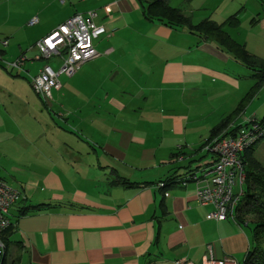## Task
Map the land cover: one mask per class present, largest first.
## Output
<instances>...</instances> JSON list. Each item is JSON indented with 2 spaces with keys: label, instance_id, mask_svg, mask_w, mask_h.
I'll return each mask as SVG.
<instances>
[{
  "label": "crops",
  "instance_id": "1",
  "mask_svg": "<svg viewBox=\"0 0 264 264\" xmlns=\"http://www.w3.org/2000/svg\"><path fill=\"white\" fill-rule=\"evenodd\" d=\"M253 1L168 3L194 23L209 19L220 24L230 15L248 12L249 24L262 30L253 45L263 54L250 50V42L239 39L238 31L229 34L264 58V0ZM32 3L37 6L29 23L36 18L33 26H40V32L21 56L36 50L37 41L75 14L95 12L96 24L107 33L93 43L96 58L74 76L59 77L61 87L52 92L51 103L25 91V100L35 103L23 106L34 114L40 133L19 141L25 154L13 168L18 175L10 176L5 169L0 173L24 197L9 211L12 227L4 264H203L208 257L242 262L252 245L249 220L238 223L235 211L224 221L207 220L213 208L198 202L196 185H176L167 197L157 185L213 163V155L201 147L210 130L237 106L242 96L238 77L254 85L253 71L241 76L245 66L185 28L147 21L137 0ZM3 41L7 45L2 44L0 59L10 45L8 38ZM27 60L21 69L1 62L0 67L11 76L16 71L17 78L23 72L31 76L33 63L26 65ZM31 61L42 63L34 74L45 64L54 70L61 64L57 58ZM11 76L1 77L6 81ZM14 83L17 91L23 88ZM263 107L264 100L250 113L243 111L231 127L262 119ZM117 177L149 185H111ZM40 204L50 207L20 214Z\"/></svg>",
  "mask_w": 264,
  "mask_h": 264
},
{
  "label": "built area",
  "instance_id": "2",
  "mask_svg": "<svg viewBox=\"0 0 264 264\" xmlns=\"http://www.w3.org/2000/svg\"><path fill=\"white\" fill-rule=\"evenodd\" d=\"M108 12L109 9L105 8ZM97 14L88 12L75 14L59 25L45 38L35 43L39 54L38 59L49 60L57 58L61 64L58 70L45 64L38 73L30 79V85L34 93L47 105L52 100V92L59 90L60 76L72 77L80 69L82 64L98 56L93 43L107 33L104 26L96 24ZM37 23L33 18L30 25ZM4 46L7 41H3ZM25 57L20 56L15 62L6 63L7 68L21 69ZM230 136H218L211 140L204 149L214 156V162L206 167L198 168L187 173L181 181L182 186L188 183L196 185V197L201 205H210L213 211L207 216V220L224 221L239 204L243 195L242 184L244 181L242 154L264 138V124L252 120ZM164 186L158 183V189ZM238 187L234 193V187ZM167 197L168 193L165 192ZM23 195L18 190L10 187L0 179V234L12 227L9 217L11 207ZM3 244L0 239V258ZM175 264H192L185 261H177ZM203 264H238L232 257H224L214 260L212 257L205 259Z\"/></svg>",
  "mask_w": 264,
  "mask_h": 264
},
{
  "label": "trees",
  "instance_id": "3",
  "mask_svg": "<svg viewBox=\"0 0 264 264\" xmlns=\"http://www.w3.org/2000/svg\"><path fill=\"white\" fill-rule=\"evenodd\" d=\"M137 1L141 6L143 17L147 21L158 22L170 28H185L200 40L215 43L219 48L231 55L234 60L253 71L251 78L255 83L249 93L230 115L223 118L210 130L209 136L201 149L218 136L226 137L233 135L239 127L233 128L231 124L234 122L235 118L243 112V108L248 100H250V98L264 85V60L247 52L245 47L237 43L225 30L226 27H239V20L236 15L228 17V19L221 24L209 19L194 23L191 17L185 15L181 9L170 6L168 0ZM184 1L186 3L191 2V0ZM257 121L264 124V115L262 119ZM255 146L256 144L246 150L241 156L244 173V181L242 184L243 198L240 199L234 211L236 213L235 219L238 223L244 224L246 221H250L251 225L247 223V226H249L252 245L247 251L243 261L238 264H264V166H262L254 156ZM189 172L190 171H187L185 175ZM184 176L173 175L160 182L163 183L164 186L160 188L159 191L165 193L168 189L180 185ZM111 185L122 186L126 189H138L149 184L131 183L117 177L111 182ZM49 207L50 205L48 204L30 206L22 209L20 214L24 216L39 211H45ZM10 229L11 228L0 234L1 243L3 244L0 264H4L5 261L8 248V239L6 235L9 233Z\"/></svg>",
  "mask_w": 264,
  "mask_h": 264
},
{
  "label": "rangeland",
  "instance_id": "4",
  "mask_svg": "<svg viewBox=\"0 0 264 264\" xmlns=\"http://www.w3.org/2000/svg\"><path fill=\"white\" fill-rule=\"evenodd\" d=\"M253 4L254 1L250 0V5ZM36 6V4L32 3V0H0V51L4 50V46H2L1 42L5 38H8L10 40V45L8 48H6V55L0 59V62L3 67H5L4 64H6L9 59L12 58V62H15L21 56V52H26V50L30 48V44L32 40L36 37V34L40 32V26H33L29 24V19L35 14ZM234 15H236V17L240 20V26L239 28L226 27V32L231 34L233 32L237 33L238 31L240 36L239 39H247V41L251 44V46L249 45V49L253 50V48H255V45H253L254 38L257 37V34L259 35V32L262 33V30H260V28L258 27L253 28L249 24V22H251L250 20L252 16H250L248 12H244L241 15ZM234 15H230L228 17ZM228 17L226 19H228ZM25 39H27L29 42H24ZM246 50L247 52L250 51H248V49ZM255 50L263 54L262 51H259V49L255 48ZM25 54L26 55H24V57L28 59L26 65H29V63H33L32 66H30L32 74L31 76H29L26 72H23V75H20L21 77L17 78V75H15L16 71H14L11 76L7 70H4L0 67V71H2V74L0 72V77L2 75H8L12 77L11 80L8 79L6 81L3 80L2 77L0 78V173L2 169H5L8 171V174H10V176H14L13 174L18 175V173H13L15 172L13 168H16L18 164L24 159L23 157H18L19 155L25 154V152L20 146L19 141L24 139V137L26 136L32 137L31 135H38L40 133L39 128L33 119L34 114L29 113L23 105H25L27 101L31 105L35 103V100L31 98H28L27 101L25 100L27 95V93L25 94V91L28 90V92H30L32 95H36L30 85V79L36 75L34 74L36 71V66H39L42 63L37 61H31V59L39 56L38 52L35 49H32L31 52H27ZM258 58L264 60V58ZM49 63L53 65L51 61ZM243 71L246 74L250 73V70L244 67L242 69V73L239 72V74H243ZM27 76H29V80ZM63 77L64 76H62V78ZM238 80L241 81V90L238 91V96H242L240 97V99H238L239 102L237 106L252 88L251 87L250 89H247V87L249 85H253V83H248V79H244V76L238 77ZM14 81H17L18 84L23 87L20 91H17V86ZM259 91L256 93V95L259 93ZM235 92L236 91H233V93ZM233 93H231V95H233ZM256 95L254 97H256ZM260 95H257L256 99L251 97L250 100H248V102L245 104L243 111L250 113V111L255 109L258 104L261 105L264 100V94ZM237 106L235 107V109L237 108ZM250 107H252V109H250ZM255 144L256 146L254 148V156L256 160L260 162L262 166H264V139L260 142H256ZM237 191L238 187L235 186L234 193H237ZM242 198L243 197H241V199Z\"/></svg>",
  "mask_w": 264,
  "mask_h": 264
}]
</instances>
